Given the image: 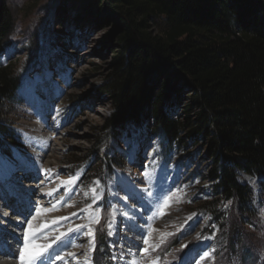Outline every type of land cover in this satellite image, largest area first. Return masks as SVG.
Returning a JSON list of instances; mask_svg holds the SVG:
<instances>
[{
    "label": "rangeland",
    "instance_id": "rangeland-1",
    "mask_svg": "<svg viewBox=\"0 0 264 264\" xmlns=\"http://www.w3.org/2000/svg\"><path fill=\"white\" fill-rule=\"evenodd\" d=\"M61 2H3L12 28L0 68L19 88L0 102V210L35 194L90 264H126L125 218L133 241L141 235L136 264H264V176L238 173L251 191L241 206L215 191L204 137L169 142L150 117L108 126L115 23L103 4L91 13L71 1L65 13ZM186 103L171 113L183 117Z\"/></svg>",
    "mask_w": 264,
    "mask_h": 264
},
{
    "label": "trees",
    "instance_id": "trees-1",
    "mask_svg": "<svg viewBox=\"0 0 264 264\" xmlns=\"http://www.w3.org/2000/svg\"><path fill=\"white\" fill-rule=\"evenodd\" d=\"M61 1L65 13L71 1L91 13L103 4L118 31L107 125L150 117L169 142L204 137L215 191L243 206L251 191L238 173L264 176V0ZM3 2L0 46L12 28ZM8 69L0 102L19 88ZM184 101V116L173 115Z\"/></svg>",
    "mask_w": 264,
    "mask_h": 264
},
{
    "label": "bare ground",
    "instance_id": "bare-ground-1",
    "mask_svg": "<svg viewBox=\"0 0 264 264\" xmlns=\"http://www.w3.org/2000/svg\"><path fill=\"white\" fill-rule=\"evenodd\" d=\"M7 172L9 173V171ZM25 185H28V183H24L23 187ZM5 192L6 190L4 189L0 191L1 208L6 203L4 201L8 199ZM32 196L35 197V194L27 197L26 203L20 201L18 206H12L11 209L7 204L6 210H0V264H22L20 259L22 250L24 251L25 260H27L29 256L40 251L38 246L43 245H51L45 252L41 253L44 256L51 254V260L48 264H90L86 256L81 257L80 261L78 257L81 253L80 250L75 248L71 241L69 243L66 242L68 237H63V234L71 227L63 228L61 227L63 224L61 220L55 221L62 217V213L56 210L49 211L51 206L49 207L45 203L40 206L39 198L34 199ZM38 197L41 198V196ZM14 203L16 205L15 201ZM6 213H10L11 216L7 217ZM28 219L31 220V228L29 226L25 227L26 220ZM52 222L54 223L50 227H45L49 226ZM131 223L128 218H125L123 221L124 231L118 234V238L121 240L120 245L124 250L123 257L119 259L120 263L136 264L137 261L136 251L139 250V244H141L139 239L141 235H138L140 233H137V236L135 235V238L139 240L138 243L135 240L133 241L134 232L132 233V231L134 230H132ZM37 229L39 231H35ZM34 231L35 234L33 235ZM26 235L28 236L27 241L25 240ZM155 235H152L150 240H152L151 238L155 239ZM57 237H61V239L57 240ZM25 244H27V248H25ZM141 246L143 247L144 245L142 244ZM57 256L61 257V259H57ZM35 264H39V261H36Z\"/></svg>",
    "mask_w": 264,
    "mask_h": 264
},
{
    "label": "snow or ice",
    "instance_id": "snow-or-ice-1",
    "mask_svg": "<svg viewBox=\"0 0 264 264\" xmlns=\"http://www.w3.org/2000/svg\"><path fill=\"white\" fill-rule=\"evenodd\" d=\"M51 194V193H49ZM29 228H31V224H29ZM39 231V229L35 230ZM35 231L32 233L33 235L35 234ZM57 240H60L61 237H57ZM25 240H28V236H25ZM147 243V241H145ZM40 248V251H37L34 255H31L25 260L24 257V251L22 250L20 253V259L22 261V264H35L36 261H39V264H48V262L51 260V254H48L46 256L42 255V252H45L48 247H51V245H43V246H38ZM25 248H27V244H25ZM57 259H61V257L57 256Z\"/></svg>",
    "mask_w": 264,
    "mask_h": 264
}]
</instances>
